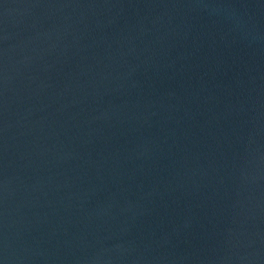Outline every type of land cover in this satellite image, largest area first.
<instances>
[{
  "label": "water",
  "instance_id": "1",
  "mask_svg": "<svg viewBox=\"0 0 264 264\" xmlns=\"http://www.w3.org/2000/svg\"><path fill=\"white\" fill-rule=\"evenodd\" d=\"M0 264H264V0H0Z\"/></svg>",
  "mask_w": 264,
  "mask_h": 264
}]
</instances>
